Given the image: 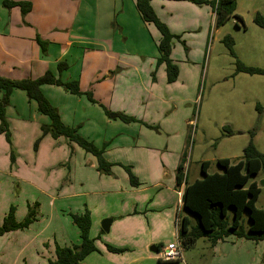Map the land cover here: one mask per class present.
<instances>
[{"label":"crops","instance_id":"obj_1","mask_svg":"<svg viewBox=\"0 0 264 264\" xmlns=\"http://www.w3.org/2000/svg\"><path fill=\"white\" fill-rule=\"evenodd\" d=\"M29 1L32 3L31 10L22 16L18 6L6 8L0 0V76L33 79L51 69L61 80L77 79L80 90L91 91L96 103L90 102L84 95L71 94L62 86L54 84H43L41 90L57 108L61 120L67 125L78 126V132L95 145H104V157L114 163L111 174L98 172L95 157L75 143L69 145L64 137L53 139L46 135L38 147L42 148L41 154L45 148L46 159L49 156L55 157L58 153L55 149L61 148L63 156L58 163H64L68 172H74L75 184L78 180L81 182L78 192L73 193L81 201L82 207L78 213L83 212L84 208L89 210L90 236H99L98 241L95 240L99 251L88 254L84 264H152L153 261L160 264L158 260L163 261L159 259L162 247L175 241L173 238L177 240L179 226L183 223L187 226L189 222V213L182 208L185 184L177 183L183 146L176 145L173 140L178 129L176 118L164 123L161 128L165 133L163 137L152 135L153 138L145 139L147 144H141L140 136L146 130L145 125L159 119L160 111L154 112V109L161 110L162 106L171 102L164 94L171 93V88L181 79L179 67L177 80L168 83L165 65L161 63L155 66L158 52L148 53L145 47L148 41L156 47L160 34L153 24L141 19L135 0ZM236 1L237 9L239 3ZM150 3L169 30L181 35L189 48L188 55L191 52L189 38H196L194 32H200V29L203 32L202 38H205V33L209 32L213 23V12L207 5H196L186 0H150ZM129 14L132 23L126 19ZM36 35L47 41L45 54L35 41ZM172 53L173 48L170 57L174 61ZM60 60L67 63V68L58 73L56 64ZM153 71L154 80L151 78ZM99 103L109 110L131 115L141 123L135 121L125 124L119 119L108 118ZM5 116L9 127L10 124L19 127L13 139L15 147L22 142V137H28L29 128L37 137L40 135L39 126L48 122L47 116L37 110L35 101L29 100L20 89L11 92ZM185 122L182 121V124ZM128 128H132L130 132ZM179 130H182L181 125ZM0 151V169L10 170L7 168L8 154L1 136ZM17 158L20 161L18 155ZM38 158L41 157L37 154L36 157L30 156L32 165H41ZM219 158L213 159L215 163ZM213 160H199L201 175L189 178L191 160L187 158L182 164V176L188 182H193L202 177V171L206 174L219 173L218 166L217 170L208 172ZM203 161L207 164L203 165ZM122 165L130 166L139 185L130 184ZM85 170L91 174L85 177L82 175ZM258 173L250 177L248 182L257 183L259 195L254 207L262 208L257 206V201L263 195L264 204V179L259 183L255 178ZM65 175L66 172L62 178ZM84 183L87 185L83 186ZM82 189L86 191L84 195H88L85 199H82ZM103 218H111L107 232L99 228V221ZM26 229L20 234L28 232L29 229ZM10 232L1 235L3 240L7 244L12 239L18 242V230ZM76 234L75 242L71 240V243L79 242V234ZM36 238L37 235H33L25 244L10 249L6 263H29V258L25 257L27 252L26 256L34 258L36 264H49L48 259L54 258V247L49 244L51 238L47 236L42 240L47 241L49 256H43L42 252L41 257L35 258L31 253L36 254L41 249V242ZM52 239L58 245H71L63 238H57L54 233ZM199 241L203 242V259L211 258L201 264H222L226 261L227 264H257L253 262L256 255L264 253V240L255 242L228 236L211 244L201 238L193 246ZM247 242L260 243L256 245L260 251L251 255L252 248L256 247H251ZM105 244L127 250L113 253L106 249ZM9 246L12 248V245ZM151 247L156 251H151ZM185 250H181L179 260L171 262L177 264L183 260ZM169 262L161 264H171Z\"/></svg>","mask_w":264,"mask_h":264},{"label":"rangeland","instance_id":"obj_2","mask_svg":"<svg viewBox=\"0 0 264 264\" xmlns=\"http://www.w3.org/2000/svg\"><path fill=\"white\" fill-rule=\"evenodd\" d=\"M186 2L190 1L186 0ZM238 3L235 12L242 17L243 24L238 21L239 26H236L234 18H229L218 28H214L211 24L209 32L205 33V38H202L201 29L200 32L196 30L194 32L196 38H189L190 55H188V47L185 51L180 41L173 42V62L179 67L181 79L171 88V93L164 94L170 98L171 102L162 106L161 110L154 109V112L160 111L159 119L150 124L147 123L145 132L140 136L141 144H147L145 139L153 138L152 135L163 137L165 133L161 131V128L164 127V123L176 118L178 129L175 131L177 135L173 137V140L176 145L183 146L182 150H185L187 154L186 160L187 158L191 160L189 178L192 175H201L199 160H213L220 157L235 161L240 158L251 132L256 148L264 153V74L235 72V58L222 41L225 35H229L233 41L232 50L240 62L248 66L264 67V30L252 21L255 11L264 16V0H238ZM202 4L210 7L208 4ZM197 17L199 19L200 15ZM126 19L129 23L133 22L130 14ZM145 49L148 53L152 51L157 54L156 47L151 46L149 41ZM257 106L260 108L258 109ZM184 120L186 122L183 125ZM180 125L182 130H179ZM40 126V135L34 136L33 130L29 128L28 137H22L18 147H15L13 142L18 126L10 124L9 141L3 133H0L8 154L9 167L7 168H10L7 171L0 169V224L10 206L14 207L16 221H23L29 209L33 210L35 215V220L26 227L27 229L24 228L29 229L28 232L21 235L23 229H18V242L12 239L7 244L0 235V264H10V261L6 263L10 249L25 244L33 235H37L36 239L41 242V249L31 255L39 258L42 252H44L43 256H49L47 241L42 242L43 238L49 236L51 238L49 244L54 247L57 242L52 239V233L57 238L66 240L67 244L71 243V240L75 242V231L76 235L79 234L69 213H78L82 207L80 198L73 194L78 192L81 182L78 180L75 184L74 172H68L64 163H58L63 156L61 148L55 149L58 152L55 157L49 156L46 159L45 148L41 154L42 148H38L39 144L43 137L49 134L42 135ZM131 129L127 130L130 132ZM228 130L232 133L227 134ZM180 133L183 134L179 135ZM38 138L40 140L37 148L34 149V142ZM48 146L51 147L50 143ZM67 148L70 153L68 144ZM36 154L41 157L38 158L41 162L39 167L32 165L30 159L31 155L36 157ZM216 166L213 160L208 172L217 170ZM65 172L66 175L62 178ZM90 174L91 172L86 170L82 173L85 177ZM255 178L260 183L264 179L263 171H260ZM68 179H71V182L67 183ZM86 185V183L83 184V186ZM82 193L84 195L86 191L82 189ZM86 197L88 195H84L82 199ZM262 200L263 195L257 201V206L263 207ZM103 219L99 221V228ZM5 234L8 235L7 232ZM247 243L251 247L260 245L254 242ZM9 245H12V248ZM202 247L203 242L199 241L196 246L186 249L184 259L177 264H201L203 261H210L209 257L203 259ZM259 251L257 247L252 248L251 255ZM26 255L27 252L25 257L29 258V263L26 264H32L30 259L36 261ZM256 256L253 262L264 264V253ZM173 262L169 263L174 264ZM152 264H156V261ZM222 264H227V261Z\"/></svg>","mask_w":264,"mask_h":264},{"label":"trees","instance_id":"obj_3","mask_svg":"<svg viewBox=\"0 0 264 264\" xmlns=\"http://www.w3.org/2000/svg\"><path fill=\"white\" fill-rule=\"evenodd\" d=\"M187 1L195 4L204 3L210 5L213 12L212 24L214 28L222 26L229 18H234L236 26H239V22L243 24L242 17L235 14L236 0ZM1 4L6 8L18 6L22 16L29 12L32 7V3L29 0H2ZM135 7L141 19L153 24L159 32L160 37L156 44L158 52L156 66L163 63L165 65L166 81L168 83L174 82L178 76V66L170 57L173 42L175 40L180 41L184 46V50L187 51L185 41L180 39V34L171 32L168 26L157 16L150 0H135ZM252 21L264 30V16L260 12L256 11L253 13ZM35 41L39 45L41 52L45 54L47 41L41 39L39 35H36ZM222 41L235 58V72L264 74V67L248 66L239 61L232 50L233 41L229 35H225ZM66 68L67 63L64 60L57 62L56 70L58 73H61ZM151 78L154 80V71L151 73ZM43 84L62 86L71 94L84 95L90 102H97L93 98L91 91L80 90L77 79L61 80L51 69L46 70L41 76L33 79H12L0 76V133H3L9 141L11 132L6 121L5 109L8 105L11 92L14 89L23 90L29 100L35 101L37 110L48 118V122L42 123L40 126L42 135L49 134L53 139L64 137L69 145L75 143L85 152L95 157L98 172L111 174V166L114 163L109 162L104 157V145L99 147L93 141L82 136L78 132V126L65 124L61 120L57 108L50 103L41 90V85ZM99 104L108 118L119 119L125 123L135 121L141 123L139 119L131 115L109 110L101 103ZM257 108L259 109L260 107L257 106ZM231 133V131H227V134ZM39 140L40 138L35 140L34 149L37 148ZM186 156L187 154L184 150L182 152L181 163L177 169V183L184 182L185 184L182 194V208L189 213L187 226L183 223L179 226L177 233L181 248H190L196 240L201 238L207 239L211 244L223 240L228 236L245 238L255 242L264 240V204L262 208L254 207V202L259 195V187L255 181L248 182L250 177L260 171H263L264 176V153L256 148L253 142V133H250V137L243 148L240 158L235 161H231L229 158L217 159L216 164L220 170L219 173L206 174L202 171V177L195 179L193 182H188L181 173L182 164L186 160ZM201 163L203 165L207 164L205 161ZM122 166L128 175L130 184L132 186L139 185V180L132 173L130 166ZM69 215L72 223L78 229L79 242L64 246L55 243L54 258L48 259L49 264H84V259L88 254L99 251L95 245V240L99 236H89L91 227L89 210L84 208V211L81 213H69ZM34 220V211L29 209L23 221H16L14 207L10 206L0 224V235L9 231L24 229ZM105 246L108 251L113 253H121L127 250V248L116 247L110 244H105ZM155 248H158V246L155 245ZM168 262L158 260L160 264Z\"/></svg>","mask_w":264,"mask_h":264},{"label":"built area","instance_id":"obj_4","mask_svg":"<svg viewBox=\"0 0 264 264\" xmlns=\"http://www.w3.org/2000/svg\"><path fill=\"white\" fill-rule=\"evenodd\" d=\"M181 246L177 240L168 242L159 253V259L163 261H174L179 260L181 257Z\"/></svg>","mask_w":264,"mask_h":264},{"label":"water","instance_id":"obj_5","mask_svg":"<svg viewBox=\"0 0 264 264\" xmlns=\"http://www.w3.org/2000/svg\"><path fill=\"white\" fill-rule=\"evenodd\" d=\"M111 223V218H104L101 222V228L103 231L107 232L109 230V225ZM151 251H156L154 247L150 248Z\"/></svg>","mask_w":264,"mask_h":264}]
</instances>
